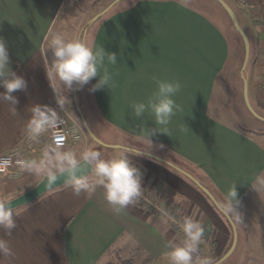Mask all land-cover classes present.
Listing matches in <instances>:
<instances>
[{
    "label": "crops",
    "instance_id": "crops-1",
    "mask_svg": "<svg viewBox=\"0 0 264 264\" xmlns=\"http://www.w3.org/2000/svg\"><path fill=\"white\" fill-rule=\"evenodd\" d=\"M77 1L0 0V37L7 45L10 69L27 83L25 90L12 93L18 100L17 114L0 100V156L22 154L25 161L39 162L45 154L54 160L62 151L82 155L73 138L69 145L55 148L48 131L36 140L26 132L33 106L57 107L52 90L56 81L47 77L50 34L77 38L81 20L66 26ZM223 1L249 41L244 76L249 104L260 119L246 108L241 75L242 98L228 81L226 39L203 10L184 0L120 1L86 37L89 46L101 45L105 52L117 54L115 65L105 62L112 74L109 89L90 95L99 124L118 135L110 143L135 151L127 154L142 174L141 194L152 206L133 204L115 213L101 187L79 194L69 186L51 190L14 210L16 227L10 236L0 229L12 253L0 254V264H170L164 256L169 246L186 242L182 227L173 230L174 220L165 214L172 201L179 204L182 225L191 218L205 229L200 255L218 261L228 253L232 228L209 199L171 167L134 155L147 150L135 133L154 125L147 113L134 119L132 105L155 91L154 78L181 83L174 99L182 110L164 134L151 137L153 146L145 154L190 174L219 207L222 193L236 184L243 220H232L237 239L228 258L235 255L232 264H264V190L252 189L257 176H264V0ZM97 79L89 82L90 88ZM112 150L105 160L122 151ZM87 178L95 179L92 172ZM40 181L25 168L11 170L0 176V201H10Z\"/></svg>",
    "mask_w": 264,
    "mask_h": 264
},
{
    "label": "clouds",
    "instance_id": "clouds-1",
    "mask_svg": "<svg viewBox=\"0 0 264 264\" xmlns=\"http://www.w3.org/2000/svg\"><path fill=\"white\" fill-rule=\"evenodd\" d=\"M48 49L51 50L52 60L47 65V77L56 81V87L52 90L55 94L57 107L64 112L68 110L69 101L66 94L80 91L92 79L97 78L96 83L89 89L96 92L104 88L109 89L112 82V74L105 66V62L115 65L117 54L105 52L100 45L91 47L84 40L76 38L65 40L59 33H51ZM101 70L102 73H101ZM156 89L146 101L136 102L132 105V117L134 119L150 114L154 127H140L135 133L136 139L146 146V151H137L138 156L148 152L153 141L151 137L156 133L164 134L167 126L181 106L174 97L181 91L182 85L179 81H167L155 79ZM27 87L23 77L18 76L10 69V60L6 42L0 37V100L12 106V111L17 114L15 105L18 100L12 95L13 92L23 91ZM30 118L26 122V132L33 140L39 138L49 129H55L64 123L58 112L46 105H35L30 109ZM162 147V145H160ZM128 150L111 159L102 158L98 150L85 151L81 157L71 151L58 152L52 160L45 154L46 158L41 161H21L23 168L38 175L43 187L53 188L57 181L63 179L65 186L72 187L76 194L84 191L96 192L98 187L103 188L106 202L112 206L115 213L122 212L127 206L136 203L141 196V172L132 166ZM86 165L94 174L95 179L89 181L87 176L79 175L81 165ZM256 191L264 190V176H257L254 187ZM240 200L236 191V184H232L226 192L222 193L220 203L221 214L238 224H242L243 215L238 210ZM16 227L14 209L10 201H0V229L5 235L10 236ZM182 231L186 242L180 245H170L169 251L164 253L170 264H214L211 257L200 255L201 241L205 237V229L191 218H186L182 225ZM0 254L11 255L8 242L0 237Z\"/></svg>",
    "mask_w": 264,
    "mask_h": 264
},
{
    "label": "rangeland",
    "instance_id": "rangeland-1",
    "mask_svg": "<svg viewBox=\"0 0 264 264\" xmlns=\"http://www.w3.org/2000/svg\"><path fill=\"white\" fill-rule=\"evenodd\" d=\"M184 1L194 4L198 6L201 10H203L213 20V22L218 26V28L224 35L228 45V65L226 69V74L230 77L228 81L233 87L237 88L238 94L242 98V81L240 79L239 73L244 58V47L241 38L234 30L228 16L215 0ZM110 4L111 0H78L74 4V12L72 13V15L67 17L65 16L66 26L73 25L75 23V20L76 22H78L77 20H81V25L79 27L82 26L83 29L81 31L77 30L76 37L86 41L87 34L94 27L95 23L99 19H101L108 11L94 24H87L94 16L101 13ZM80 12H83V14L88 12V14L87 16H85L83 14H80ZM62 36L64 37V34H62ZM225 83H228L227 80L225 81ZM89 89L90 86L88 83L87 85H84L80 91H73L71 93L66 94V99L70 102L67 111L69 112L75 123L78 125V129H75L74 131L73 139L76 143V147L81 148L82 154L85 151L98 150L102 153V158L105 159L106 155L110 154L113 150L104 148L96 144L89 137L85 130L83 119L91 133L99 141L106 145H115L110 142L113 141L114 136L118 137V135H115L113 131L106 129L99 124L97 120V113L95 111ZM126 142L128 143V141ZM130 143L132 144V142ZM234 257L235 255L232 254V256L230 258H227L222 264H232ZM215 262L217 261H214V263Z\"/></svg>",
    "mask_w": 264,
    "mask_h": 264
},
{
    "label": "water",
    "instance_id": "water-1",
    "mask_svg": "<svg viewBox=\"0 0 264 264\" xmlns=\"http://www.w3.org/2000/svg\"><path fill=\"white\" fill-rule=\"evenodd\" d=\"M120 1L122 0H114L104 11H102L100 14L96 15L95 17H93L90 22L88 23V25H92L94 24L99 18H101L108 10H110L112 7H114L116 4H118ZM220 7L224 10V12L226 13V15L228 16L234 30L236 31V33L239 35V37L241 38L242 42H243V47H244V58H243V62H242V66H241V70H240V75L243 81V97H244V102L246 105V108L248 109V111L256 118H259L258 115L252 110L249 101H248V95H247V82L245 79V71H246V67L248 64V59H249V41L248 38L246 36V34L243 32V30L240 28L238 21L236 19L235 14L233 13V11L231 10V8L223 1V0H215ZM260 119V118H259ZM83 123H84V127L85 130L87 132V134L89 135V137L98 145L107 148V149H127V148H123L121 146H117V145H106L104 143H102L101 141H99L92 133L91 131L88 129V127L85 124V121L83 119ZM128 151L131 152H135L131 149H127ZM142 155H145L146 157H149L151 159H154L156 161H159L161 163H164L165 165L171 167L172 169H174L175 171H177L178 173H180L181 175H183L186 179H188L189 181H191L208 199L209 201L213 204V206L217 209V211L221 214L220 211V207L217 204V202L215 201L214 197L212 196V194L205 188L203 187L196 179H194L190 174L184 172L183 170L175 167L174 165L161 160L157 157H154L152 155L149 154H145L143 153ZM91 172L90 168L87 167L86 165H81V169L79 171V175L82 176H87L89 173ZM65 186L63 184V179L61 178V180L57 181V185L53 188H45L43 187V182L42 180L35 186L33 187L31 190L23 193L22 195L10 200L11 202V206L12 208L15 210L17 208L23 207L25 205H28L32 202H34L35 200H37L40 196H42L43 194L63 187ZM222 215V214H221ZM230 224L232 231H233V235H234V239H233V244L232 247L230 248V250L228 251V253L223 256L221 259H219L217 262H215L214 264H222L233 252L235 245H236V239H237V233H236V229L234 226V223L232 222V220H230L229 218H226L224 215H222Z\"/></svg>",
    "mask_w": 264,
    "mask_h": 264
},
{
    "label": "built area",
    "instance_id": "built-area-1",
    "mask_svg": "<svg viewBox=\"0 0 264 264\" xmlns=\"http://www.w3.org/2000/svg\"><path fill=\"white\" fill-rule=\"evenodd\" d=\"M64 123L55 129H49V143L55 148H62L69 145L70 138H73L75 129H78V125L72 119L68 111L61 112V110L56 107L55 109ZM21 161H25V158L22 154H5L0 156V176L5 175L11 170L23 168ZM141 203L151 205V202L141 194L137 198V201L134 205H140ZM177 225L182 227V224L178 221Z\"/></svg>",
    "mask_w": 264,
    "mask_h": 264
},
{
    "label": "trees",
    "instance_id": "trees-1",
    "mask_svg": "<svg viewBox=\"0 0 264 264\" xmlns=\"http://www.w3.org/2000/svg\"><path fill=\"white\" fill-rule=\"evenodd\" d=\"M140 206H145V204L141 203ZM179 211V204L175 201H172L170 203V206L168 209H165V214L170 217L174 222L171 223V227L173 230L179 232V226L177 225L178 222V216L177 213Z\"/></svg>",
    "mask_w": 264,
    "mask_h": 264
}]
</instances>
